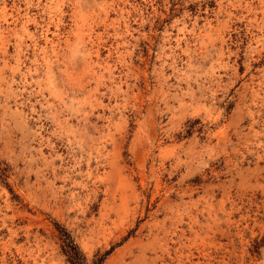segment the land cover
Here are the masks:
<instances>
[{
	"label": "rangeland",
	"instance_id": "obj_1",
	"mask_svg": "<svg viewBox=\"0 0 264 264\" xmlns=\"http://www.w3.org/2000/svg\"><path fill=\"white\" fill-rule=\"evenodd\" d=\"M264 264V0H0V264Z\"/></svg>",
	"mask_w": 264,
	"mask_h": 264
},
{
	"label": "trees",
	"instance_id": "obj_2",
	"mask_svg": "<svg viewBox=\"0 0 264 264\" xmlns=\"http://www.w3.org/2000/svg\"><path fill=\"white\" fill-rule=\"evenodd\" d=\"M62 248L71 264H102L104 258V256H102L101 258H97L92 263H89L86 256L68 234L63 239Z\"/></svg>",
	"mask_w": 264,
	"mask_h": 264
}]
</instances>
